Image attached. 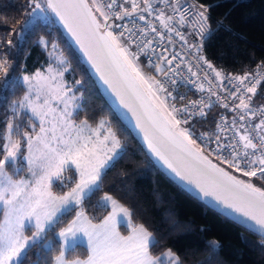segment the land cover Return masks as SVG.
Instances as JSON below:
<instances>
[{
	"label": "snow or ice",
	"instance_id": "snow-or-ice-1",
	"mask_svg": "<svg viewBox=\"0 0 264 264\" xmlns=\"http://www.w3.org/2000/svg\"><path fill=\"white\" fill-rule=\"evenodd\" d=\"M160 3L164 7L153 0H28L30 11L13 32L15 45L27 38L34 21L44 18L39 14L54 13L121 106L133 114L149 151L204 195L252 221L264 244V97L258 95L264 87V62L243 74H224L200 54L202 44L189 45L181 31L190 28L203 41L211 32L208 8L196 0ZM149 34H154L152 39ZM165 34L170 44L175 35L184 47L195 49L196 67L205 66L203 79L189 63L190 76L184 80L207 93V102L201 97L177 107L175 101L186 96H174L168 85L175 86L181 75V64L173 67L178 58L184 62L181 53L169 58L163 49L156 56L159 63L149 57L145 67L154 70L152 75L141 67L140 56L149 50L155 54V45ZM36 43L49 52L48 66L19 78L24 95L0 119V264H24L33 248L42 253L35 264H183L170 248L153 251L160 242L143 224H134L131 210L112 195L104 193L97 201V208L111 209L99 222L86 215L85 200L100 190L105 170L123 158V145L103 119L95 126L86 118L76 122L82 109V95H76L81 81L69 86L65 73L70 64L54 41L41 36ZM7 44L11 48L14 41ZM11 69L7 55L0 56V86L15 87ZM216 103L235 116L230 123L221 116L211 135L204 132L197 137L190 131V121L206 120ZM205 140V145L198 142ZM213 143L215 148L208 147ZM212 155L219 165L209 158ZM70 169L77 177L74 186L54 193V183L63 182ZM73 212L74 217L50 240V233ZM118 225H126L128 234L122 235ZM85 240L86 256H73L77 242Z\"/></svg>",
	"mask_w": 264,
	"mask_h": 264
},
{
	"label": "trees",
	"instance_id": "trees-1",
	"mask_svg": "<svg viewBox=\"0 0 264 264\" xmlns=\"http://www.w3.org/2000/svg\"><path fill=\"white\" fill-rule=\"evenodd\" d=\"M196 1L207 7L210 14L211 32L204 40L201 52L209 62L224 67L231 74H243L264 62V0ZM28 11V0H0V56L7 55L12 65L10 79L16 81L15 87L11 84L0 86V119L9 105L24 93L20 74L32 73L47 61L48 51L36 42L41 36L54 41L70 64V71L66 73L68 84L81 81L78 87L82 109L76 121L86 118L95 125L99 120H105L123 145V158L105 170L100 190L85 200L83 210L86 215L98 221L107 214L109 208L100 209L96 204L104 193H108L131 210L134 224H143L160 242L153 251L170 248L183 264H264V244L260 236L206 207L150 161L103 100L89 72L51 17L34 21L27 38L19 46L15 45L13 32L20 29ZM9 39L14 41L11 48L7 44ZM146 69L149 74H154ZM0 77H3L2 73ZM259 93L264 94V87ZM217 111V108L212 110L208 122L197 127L212 129ZM253 182L257 186L262 183L258 179ZM73 214L65 217L63 223L50 233L49 239L55 240L57 230ZM37 254H42L41 249L33 248L24 264H35ZM81 255H85V249Z\"/></svg>",
	"mask_w": 264,
	"mask_h": 264
},
{
	"label": "water",
	"instance_id": "water-1",
	"mask_svg": "<svg viewBox=\"0 0 264 264\" xmlns=\"http://www.w3.org/2000/svg\"><path fill=\"white\" fill-rule=\"evenodd\" d=\"M52 20L54 21L55 25L57 26L58 30L74 51V53L80 58L82 64L89 72L90 77L94 81L98 92L100 93L103 100L109 106V108L113 111L115 117L119 120V122L130 132L133 138L137 141L140 145L144 153L150 159V161L173 183H175L178 187L182 190L187 192L190 196L197 199L201 203H203L209 209L217 212L218 214L228 218L229 220L237 223L238 225L242 226L243 228L249 230L250 232L255 233L256 235L261 237V233L256 230V226L246 217L241 215L240 213L234 211L233 208L228 207L223 201L217 200L212 195H204L203 192L198 189L195 184L189 183L186 180H182L178 177L174 172L171 171L158 157L154 156L148 149L147 143L144 140V135L140 131V129L136 126V119L134 118L133 114L128 111V109L121 106L117 97L112 93L109 89L108 85H106L99 77L95 69L91 66L88 62L87 57L80 51L79 46L75 43L72 37L68 34L66 29L60 23L59 19L55 16L54 13L48 12ZM212 159L211 157H209ZM213 160V159H212ZM213 163H217L213 160ZM219 165V163H217ZM225 168L227 171H231L223 165H220ZM238 177L240 176L237 173H234ZM242 179H247L245 177H240Z\"/></svg>",
	"mask_w": 264,
	"mask_h": 264
},
{
	"label": "built area",
	"instance_id": "built-area-1",
	"mask_svg": "<svg viewBox=\"0 0 264 264\" xmlns=\"http://www.w3.org/2000/svg\"><path fill=\"white\" fill-rule=\"evenodd\" d=\"M189 3H192L193 0H188ZM197 2V1H196ZM154 5L158 6V7H164L163 4L160 3V0H153ZM198 3V2H197ZM118 10V9H117ZM208 15L209 11H208ZM149 20H152V22L159 27V22L155 21L153 18L149 17ZM116 23H121L120 21H116ZM142 23V22H141ZM218 25H220V23L218 22ZM178 27V26H177ZM182 32H184V34L187 36L188 39V44L192 45V44H202L204 43V40L208 37H206L203 41H201L200 37L195 35L193 33V30L190 28H185V29H181ZM210 34V33H209ZM208 34V35H209ZM154 36V34H149V36L147 37L148 39H152ZM158 40V38H157ZM155 47L157 48V52L155 54H153L151 52V50H149L147 55H142L140 56V60L143 64V66L145 67V65H147L149 63V57H151L152 62L153 63H159V61L156 59V56L160 55L161 50L163 49H167L166 52H164V55L168 56L169 58H171V54L174 52H179L181 53V55L184 57V62H181V60L178 58L175 62L173 67L175 66L176 63H180L181 64V68L179 69V72L181 75H178L176 77L177 79V84L175 86L173 85H168L169 89L173 92V95L176 96L177 94L179 95H184L186 96V99L181 101L179 99H177L175 101L177 107L182 106L183 104H186L189 100H197L200 99L201 97H205V102H207V93H200L198 92L192 85L188 84L185 80L184 77L185 76H190V74L187 72V64H191L193 66V70L199 72V79L202 80L203 79V75H204V71H202L201 69L204 68L205 66L201 65V68H197L196 64H197V59L195 56V49H191L189 50L188 48L183 46V42L179 39V37L173 35L172 37V43L170 44L168 39H167V34H165V39L163 41H160L158 44L155 45ZM135 46H133V51H135ZM201 54V53H200ZM202 55V54H201ZM164 67H167V65H164ZM215 68H217L218 70L222 71L224 74H231L229 72H227L224 67L222 66H214ZM147 68V67H145ZM256 69V67H254L252 70ZM154 71V70H153ZM209 75H211V73H209ZM191 79L193 80H197V77H191ZM206 86L207 83L205 82ZM225 85L227 87H231V85H228L227 82H225ZM222 96L226 95V93L221 92L220 93ZM259 96L264 97V94L262 93H258ZM212 100L215 101L216 98L212 97ZM171 102V101H170ZM262 101L257 100V103H261ZM215 108L219 109V111H217V113L214 115V120H213V127L212 129H199L197 127V125L199 124H205L208 122L209 118H210V113L212 112V110H214ZM224 116L227 118V120L229 121V123L231 122V119L233 118V116H235V113H229L227 112L225 109L220 108L219 104L216 103L214 104V106L212 107V109L210 110L207 119L205 120L202 117H196L194 120L190 121V124L192 125V127L190 128V131H193L196 136L198 137L200 135V133H204L207 132L210 135L213 133L216 125L215 122L220 121V117ZM228 136H231L232 133L229 132L227 134ZM213 139L215 138L214 136L212 137ZM200 142L202 145L207 144V141H198ZM208 147L210 148H215V144H211L208 145ZM205 154H207V148H205ZM225 155H227L225 153ZM213 160L217 161L220 163L219 159L215 156L212 155L210 156ZM227 166V165H225ZM239 174V173H237ZM240 175V174H239Z\"/></svg>",
	"mask_w": 264,
	"mask_h": 264
},
{
	"label": "rangeland",
	"instance_id": "rangeland-1",
	"mask_svg": "<svg viewBox=\"0 0 264 264\" xmlns=\"http://www.w3.org/2000/svg\"><path fill=\"white\" fill-rule=\"evenodd\" d=\"M89 2H90V0H89ZM29 11H30V8H29ZM39 15H41L42 17H44L42 20H49V18H50V15H49V13L47 12L46 13V16H45V14H39ZM48 54H47V61H46V63L40 68V69H37L36 71H34V72H32V73H26V72H22L21 74H20V78L23 76V75H31V74H33V73H35V72H37V71H42V70H44V69H46L47 68V66H48V62H49V52H47ZM52 63L54 64L55 62L54 61H52ZM140 64H141V67L143 68V70L147 73V74H149V72L147 71V69L146 68H144V66H143V64H142V62H141V60H140ZM149 75H151V74H149ZM65 80L66 81H69L67 78H66V73H65ZM22 82V81H21ZM68 83V82H67ZM75 83V82H74ZM69 86H71V84H69ZM78 87V86H77ZM79 88V87H78ZM24 92H25V87H24ZM24 95V93L22 94V96ZM76 95L77 96H80V92L79 91H77L76 92ZM77 123H79V121H76ZM21 163H23V162H21ZM21 175H26V172H22L21 173ZM74 175H75V170L74 169H70L69 171H67V172H65L64 173V176H65V180L63 181V182H61V181H56L55 183H54V185H53V192L54 193H56V194H63L64 192H67V191H69L70 190V188L72 187V186H74V183L72 182V181H74L77 177L75 176L74 177ZM111 209L109 208L108 209V211H110ZM108 213V212H107ZM74 215H75V213L73 214V216L66 222V224L74 217ZM105 215H107V214H105ZM104 215V216H105ZM103 216V217H104ZM102 217V218H103ZM0 218H2V216H0ZM101 218V219H102ZM100 219V220H101ZM100 220H98V221H94V222H99ZM65 224V225H66ZM64 225V226H65ZM119 226L120 225H118V228H119ZM124 227H126L127 228V226L126 225H123ZM63 227V226H62ZM121 228V227H120ZM60 229V228H59ZM59 229L57 230V232L59 231ZM123 231H125L124 229H123V227H122V232ZM28 235H30L31 233L30 232H28L27 233ZM122 235H124L123 233H121ZM50 240H51V238H50ZM77 243H79V242H77ZM85 245H81V244H77V245H80L79 247H76V254L75 255H73V256H79V257H85L86 256V254H87V252H86V249H87V242H86V240L83 242ZM213 245H216V243L214 242V241H212L211 242ZM83 247H84V249H85V255H81L82 253H83V251H84V249H83Z\"/></svg>",
	"mask_w": 264,
	"mask_h": 264
},
{
	"label": "crops",
	"instance_id": "crops-1",
	"mask_svg": "<svg viewBox=\"0 0 264 264\" xmlns=\"http://www.w3.org/2000/svg\"><path fill=\"white\" fill-rule=\"evenodd\" d=\"M93 126H95V125H93ZM121 227V228H120ZM122 227H123V229L125 230V231H123L122 232ZM119 231L121 232V233H123L124 235H127L128 234V232H129V229L128 228H126V227H124L123 225L121 226H119ZM77 244H81V245H85L84 243H77Z\"/></svg>",
	"mask_w": 264,
	"mask_h": 264
}]
</instances>
